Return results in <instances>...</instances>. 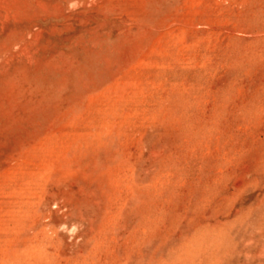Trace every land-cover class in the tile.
I'll use <instances>...</instances> for the list:
<instances>
[{"label":"rangeland","instance_id":"374dc122","mask_svg":"<svg viewBox=\"0 0 264 264\" xmlns=\"http://www.w3.org/2000/svg\"><path fill=\"white\" fill-rule=\"evenodd\" d=\"M0 264H264V0H0Z\"/></svg>","mask_w":264,"mask_h":264}]
</instances>
